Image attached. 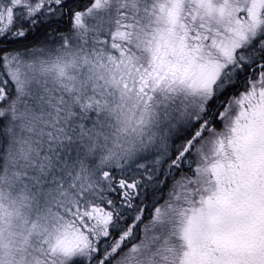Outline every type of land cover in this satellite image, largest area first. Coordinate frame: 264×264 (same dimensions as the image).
Returning <instances> with one entry per match:
<instances>
[{
    "label": "snow or ice",
    "instance_id": "1",
    "mask_svg": "<svg viewBox=\"0 0 264 264\" xmlns=\"http://www.w3.org/2000/svg\"><path fill=\"white\" fill-rule=\"evenodd\" d=\"M0 264H264V0H0Z\"/></svg>",
    "mask_w": 264,
    "mask_h": 264
}]
</instances>
